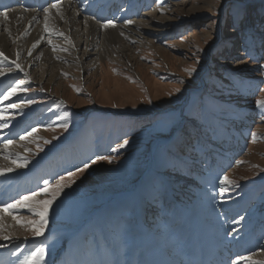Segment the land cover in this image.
Returning <instances> with one entry per match:
<instances>
[{
    "label": "rangeland",
    "instance_id": "obj_1",
    "mask_svg": "<svg viewBox=\"0 0 264 264\" xmlns=\"http://www.w3.org/2000/svg\"><path fill=\"white\" fill-rule=\"evenodd\" d=\"M91 1L95 2L85 0L82 6L90 7L92 3H88ZM96 1L100 2L96 7L98 11H95L98 16L101 14L99 11L103 10L111 0ZM119 1H121L120 4ZM119 1L114 2L118 8L116 12L120 9L125 12L126 17H132L131 13H134L133 16L140 17L158 11L159 17L165 19L163 23H166L167 29H163L161 33L152 30L147 32L150 41L136 44L128 50L127 55L102 60V68L90 65L85 70L79 65L60 66L56 63L57 67L52 69L48 67V64H43L42 70L40 66L38 67L42 73L47 72L42 75L39 73L41 78L44 77L43 85L37 84L33 76L31 79V76H24V73L15 69L11 73L0 76V85H2L0 93L6 91L17 80H24L26 89L18 91L15 96L9 97L6 101H1L0 108L8 103L34 101L22 111L10 109L4 113L7 118L4 122H7L8 127L0 128V153L4 155L18 153L29 157L26 167L15 170L21 174L20 178L14 175L6 179L8 182L5 180L9 186L32 185L38 188L42 186V180L49 176L52 179L58 175H64L67 171H74L76 167H82L84 163L90 165L84 173L77 175L75 183L65 189L49 207L43 235L33 237L31 233L35 225L16 223L21 232L16 235L20 239L0 240V244L7 245V247H0V255L5 251L9 252L12 257L10 261L14 260L17 263L31 251L43 246L46 252L45 264H63L70 256L78 258L79 249L92 252L98 251L96 249L101 250V246L110 248V245L116 244L117 241L108 231L103 233V239L98 219L103 223L102 216H104L110 227V233L121 240L124 256L130 257L137 244L131 241L133 236L130 240L128 239L131 234L130 225L126 221L122 222L123 224L118 221L122 216L125 220L130 216L125 212L119 213L117 209L125 206V202L132 203L135 197H131L130 201L127 196H124L126 197L124 199L116 196L109 200L108 206L107 200L113 192L131 188L135 181L139 180L150 161V145L160 137L162 139L158 141L152 159L154 160L153 168L151 167L152 170L145 175L142 185L145 188L140 189L141 199H143L142 217L148 221L145 223L146 226L149 228V223L154 219V225L151 227L156 230L160 227L161 220L164 221L167 215L171 219L169 223L164 221L166 224L164 226L171 227L172 233L175 234L176 231V235L182 234L178 230L181 226H186L191 209V215L199 220L203 230L202 235L208 238L211 250L216 249L219 239L222 238L227 250L232 257L234 256L232 260L237 255L244 256L245 254H241L239 250L240 242L232 240L233 235L228 236L227 233L232 227H236L238 229L235 233L236 237L248 238L255 231L257 245L251 254L244 256L246 258L250 256L251 259L240 261V264L264 262V217L262 219L260 212L244 213L246 208L251 206L252 192L255 193L259 203H264V121L260 119L264 113L255 105V100L264 95L255 91L258 87L264 88V82H262L264 73L259 68V64L264 63V60L250 59L242 43L232 36L231 19L227 15L231 0H224L220 6H217L216 0ZM183 2H186V5H182ZM246 2L248 18L245 26L249 31L255 32L259 39L261 35L259 29L264 25V19H262L264 0H246ZM139 3H142L144 7L138 8V12L133 11ZM82 6L78 5V8L83 9ZM160 9L166 11L160 12ZM171 9L174 11L172 12ZM83 13L87 14L84 9ZM92 15L87 14V16ZM213 20L217 23L213 24ZM249 45L252 55H264V51L258 45L251 47L250 41ZM11 62L10 58L8 60L0 58V71H8L10 66L14 68ZM192 66H195L197 71L190 77L185 69ZM83 67H86V63ZM51 75L56 77V82L49 86L45 78ZM177 88L181 89L179 93L175 92ZM40 89H45L50 97L65 99L67 103L59 99H47L45 92H40ZM170 92L173 93L171 96ZM149 100L151 103L148 102ZM38 104L45 106L43 112L38 113L36 108ZM208 112L216 115V119L225 123L226 127H230L226 133L227 137L218 142V145H222L227 141L228 145L219 146L213 152H209L207 154L209 157H204L199 164V161L193 160L192 155L202 157L203 150L207 148L208 143L203 141V138L201 144L196 140L200 137L199 129L205 138L210 135L211 118L215 117L210 116L206 120L207 117L202 113ZM65 113L69 114L67 119L70 121L67 131L56 126L63 122ZM137 117L141 118L140 124L137 128L132 127L134 123H130L129 120L138 119ZM48 125L52 126L48 127ZM100 125L103 127H98ZM33 128L37 131L31 137L20 140L21 136ZM83 128L85 130L82 136L79 135L70 148L42 155L52 147L63 146L74 136V133H78ZM91 130L96 133L95 138L90 137ZM252 132L257 133L255 141L251 138ZM54 136L60 138L53 140ZM104 137L107 141L113 142L108 144L109 148L105 147L107 145L100 144H106ZM216 137L217 134L214 135V138ZM173 138H177V143ZM6 139L13 142L23 141L25 151L20 149L16 151L11 146L5 150ZM45 139L51 140L52 143L45 145ZM124 139H128L129 144L124 148H118ZM81 141H86L92 150L80 145ZM195 144H198L199 151L202 150L200 154L195 152ZM38 147H43V151L38 152ZM113 147L116 151H113ZM97 151L101 153L100 156H111L115 159L112 163L103 160L92 164L91 161L98 156L95 155ZM85 152H94V155L87 160H79L81 162L74 160L79 159ZM175 155L187 161L184 166ZM17 163H23V161L18 160ZM215 163L224 169V175L227 174L229 179L237 181L239 189L245 187L239 190V195L242 196L244 193L248 195L236 197L238 190L232 185H228L227 190L221 193L220 179L211 174L202 178L201 175L206 171L218 167ZM188 164H193L196 169L190 168ZM11 173L6 172L0 175V179L5 175L9 178ZM167 180L174 184L177 195L181 193V196L189 201V205H185L187 208L181 205L171 207V203L165 204L168 202L167 198L159 194V187L162 181L165 183ZM255 183L258 186H255ZM163 187L161 186L162 189ZM37 188L31 190L35 191ZM44 198L43 193L37 197V199ZM194 200H198L197 203L191 204L190 202ZM102 203L109 211L100 210L94 220V229L102 239L94 237V233L88 230L90 227L85 225L80 234L84 239L80 238L79 224L83 225L89 213L93 214V209ZM259 206L256 205L252 209L258 211ZM176 207H179L183 213H178ZM113 213L116 215L114 218L109 216ZM12 215L21 217L22 221L39 219L26 208H18L12 212ZM240 216H244L245 219L233 225L232 221L238 220ZM110 218L116 222L111 221ZM90 222L85 221L88 226ZM137 225L141 232L140 220ZM207 225L210 227L214 225V228L206 230L204 226ZM215 228L218 229L219 236L215 233ZM4 231L11 232L7 225H4ZM144 233L150 234L146 231ZM140 234H142L140 245L143 246L146 235ZM70 235L75 238L69 237ZM156 235L165 249H168L171 259L184 255L192 246L193 250L199 253V239H201L199 233H187L173 238L170 230L161 229ZM24 236L28 239L24 240ZM21 244L23 246H20ZM17 247L21 251L12 255ZM138 251L137 259L142 261L144 252L142 249ZM57 256L60 257L57 258ZM63 258L66 259L63 260Z\"/></svg>",
    "mask_w": 264,
    "mask_h": 264
},
{
    "label": "bare ground",
    "instance_id": "obj_2",
    "mask_svg": "<svg viewBox=\"0 0 264 264\" xmlns=\"http://www.w3.org/2000/svg\"><path fill=\"white\" fill-rule=\"evenodd\" d=\"M82 1L83 0H60L59 9L50 8L47 21H45V13L43 12V9L49 7L51 4L42 9H26L21 5L19 6V4L14 5L10 3L9 5L11 7L7 9H14L15 11H10L7 21L0 16V51H3L11 61L17 60V62L24 69L22 72L24 73V76L25 73H27V76H31V79L33 76V80L37 84L43 85L44 77L41 78L40 74L42 75L47 73H42L41 71L43 64H48V67L52 69H55L57 65H79L85 70L88 69L90 65L102 68V60L113 56L118 57L124 54L127 55L126 53L128 50L133 48V46H136V44L138 45L140 43H144L146 40L150 41L148 39L149 36H147V32L152 30L161 33L163 29H167L166 23H163L165 22V19L159 17L160 13H158V11H153L152 13L144 15L141 14L142 16L140 17H137L138 15L126 17L124 16L125 12L120 10L119 12L117 11L118 15L116 16L115 12L111 15L109 13L106 14L112 16L110 20L114 21L115 27L104 29L101 27L100 23H98V21H101L102 19L99 20L96 19V16H87V14H82L83 10L78 8V5H80V2ZM181 4L186 5V2ZM0 7L1 11L5 8L3 6ZM113 7L117 8L114 3L111 8ZM171 10L172 12L174 11V9ZM100 11L99 13H101ZM159 11L165 12L166 10L160 9ZM61 15L63 16V19H61ZM33 16H36L35 20H32ZM93 17H95V19H93ZM128 20L133 21V23L127 24L126 21ZM29 21H31V23H29ZM46 22L48 24L47 31L44 27ZM9 31L11 33L10 35ZM58 33H63V35H59ZM49 41H51V43H49ZM36 42H38L37 46L32 48V44ZM134 43L135 45H132ZM29 49L32 50L31 55H29ZM62 49L67 50L63 51ZM17 53H19L18 56ZM85 63L87 68L83 67ZM39 66L41 70H38ZM2 71L5 75L8 74L7 70ZM45 80H47L48 85L51 86L56 82V77L51 75L45 78ZM1 86L2 85H0V87ZM22 142L23 141H16L10 146L15 148V150L20 149L24 152L26 147ZM4 156V154L0 153V166L10 163V160L4 159ZM15 170L12 171L9 178L5 175V179L2 183H7L8 181L6 179H10L14 175L18 177L21 176V174L17 173ZM5 180L7 182H5ZM9 189L11 188H6L5 186L0 187V203H8L15 193L16 195L18 194L14 188L11 190ZM0 215L3 216V220L0 221V223L5 226L7 225L11 230V233L16 235L20 232V228L15 225L16 222L12 219L13 215H9L7 212ZM141 231L145 232L143 225H141ZM146 236L147 239L143 249L148 254L146 257L148 260L145 264H153V255H159L161 258H166V254L161 249L160 244L155 240V237L151 234H146ZM220 250H224L222 245L220 246ZM4 256L5 259H8L6 251L4 252ZM134 257L135 255L131 257V264H133ZM78 258L79 259H75L74 256L71 258L68 257V260H65L63 264H122V261L124 260L122 249L119 244H116L115 246L112 245L109 250L104 248L93 252L89 250H79ZM215 258L219 259V264H228V262L226 263V256L222 255L220 252L215 254ZM5 259L1 261L3 264L6 263ZM187 261L190 260L187 259Z\"/></svg>",
    "mask_w": 264,
    "mask_h": 264
},
{
    "label": "snow or ice",
    "instance_id": "obj_3",
    "mask_svg": "<svg viewBox=\"0 0 264 264\" xmlns=\"http://www.w3.org/2000/svg\"><path fill=\"white\" fill-rule=\"evenodd\" d=\"M224 3V0H216L217 6H220ZM60 7V0H55L49 7H46L43 9V12L45 13V21L48 19V14L51 9H59ZM10 11H15L14 9L9 10L7 8H4L3 11H0V16L4 18L5 21L8 20ZM227 15L231 19L230 28H231V34L232 36L242 43V46L246 50V55L249 56L250 59L253 61H259L264 60V55L254 56L251 54V51H249V41L251 42V47H256L257 45L259 48L264 51V25L261 26L259 29V32L261 33L259 39L257 38L255 32L249 31L245 26V21L248 18V5L246 0H231V7L227 12ZM36 16L32 17V20H35ZM61 19H63V16L61 15ZM95 19V17H93ZM262 19H264V14H262ZM31 23V21H29ZM100 23L101 27L104 29L108 28H114L115 23L113 20H103L98 21ZM127 24H132L133 21L128 20L126 21ZM217 21L213 20V24H216ZM45 30H48V24L47 22L44 25ZM9 31V35H10ZM59 35H63V33H58ZM37 43L32 44V48H35L37 46ZM51 43V41H49ZM63 51H66L67 49H62ZM31 49H29V55H31ZM198 51H203V49H198ZM19 53H17V56ZM0 58H3L4 60H8L9 57H7L3 51H0ZM197 63H199V59H197ZM12 65H14V68L16 70H19L21 72L24 71V69L21 67V65L17 62V60H12ZM259 68L261 69V72L264 73V63L259 64ZM14 69L12 66L8 68V72H13ZM187 74L191 77L193 73L197 71L195 66L189 67L185 69ZM5 73L3 71H0V76H4ZM28 74L25 73V76ZM264 82V81H262ZM24 80H17L15 83L9 87L6 91L3 93H0V101H6L9 97L15 96L18 91H25L24 88ZM181 83H183V80H181ZM43 91V89H40ZM181 89L177 88L175 89V92L179 93ZM255 91H258L260 93H264V88H257ZM173 93H169L171 96ZM151 103V100L148 101ZM34 103L32 100L28 101H22L18 104H5L2 108H0V121H6L7 118L4 116V113L8 112L10 109H16L18 111H22L24 107H27L28 105ZM255 105L258 109L261 110L262 113H264V95H261L258 99L255 100ZM135 107V105H133ZM68 113H65V118L63 122L58 123L56 126L63 129L64 131H67L70 127V121L67 119ZM60 119V118H58ZM261 121H264V115L260 116ZM52 125H48V127H51ZM8 127L7 122L0 123V128H6ZM37 131L36 128L31 129V131L25 133V135L20 137V140L28 139ZM60 137L54 136L52 139L57 140ZM251 138L253 141L257 138V133L252 132ZM52 143L51 140H44V144H50ZM13 144L12 140H5L4 141V148L7 149L10 145ZM129 144L128 139H124L123 142L118 145V148H124L126 145ZM43 151V147H38V152ZM113 151H116V149H113ZM38 154V153H37ZM4 159L10 160V163L4 166H0V175L5 174L6 172H12L16 168L26 167L29 163V157L28 156H21L20 154H12L7 153L4 156ZM115 158L111 156H96L94 160L91 161L92 164H95L97 161H103L107 160L109 163H112ZM18 160H22L23 163H17ZM239 163V162H238ZM90 165L88 163H84L82 167H76L74 171H67L64 175H58L52 179H43L42 180V186H39L37 190L28 192L24 195H21L18 199L13 200L11 203H0V214L7 212L9 215H12V212L15 211L18 208H26L31 212L33 215L39 217V219L34 220H27L22 221L21 217L12 216V219L17 224H27V225H35L32 229V236L38 237L43 235V227L47 223V213L49 207L61 196V194L64 192L65 189L70 188L72 184L75 183L77 175L82 174L85 172L86 169H88ZM219 183L221 185L220 192L223 193L227 190L228 185H232L235 187H239V184L235 180L229 179L227 174L223 175ZM49 189H51L49 191ZM45 195L44 199H37L41 194ZM245 219L244 216H240L239 219H234L232 221L233 225L239 224L240 221H243ZM3 220V216L0 215V221ZM238 229L236 227H232L231 231L227 233L228 236H232L233 234L237 233ZM20 239L19 236L14 235L11 232L4 231V225L0 223V240L10 241V240H16ZM24 240H27L28 237L24 236ZM0 247H7L5 244H0ZM21 251L19 247L16 248V251L12 253V255H16L17 252ZM46 252L43 246L36 248L35 250L31 251L28 255H25L23 259L18 261V264H45L44 258H45ZM250 260L251 257H244L237 255L234 260L231 261V264H240V261L244 260ZM256 264H264V262H256Z\"/></svg>",
    "mask_w": 264,
    "mask_h": 264
},
{
    "label": "trees",
    "instance_id": "obj_4",
    "mask_svg": "<svg viewBox=\"0 0 264 264\" xmlns=\"http://www.w3.org/2000/svg\"><path fill=\"white\" fill-rule=\"evenodd\" d=\"M213 115V117H215V118H217V116L216 115H214V114H212ZM216 124L220 127V123H219V121H218V119L216 120ZM199 131H200V129H199ZM200 133H202L201 131H200ZM203 135V134H202ZM207 139V140H206ZM210 139V140H209ZM204 140H205V142H207L208 143V146L212 149V150H216L217 148H218V145L216 144V142H214L213 140H212V136H207L206 138H205V136H204ZM178 159H180L181 161L182 160H184L183 159V157H179V156H176ZM193 158V157H192ZM194 159V158H193ZM186 163V162H185Z\"/></svg>",
    "mask_w": 264,
    "mask_h": 264
}]
</instances>
